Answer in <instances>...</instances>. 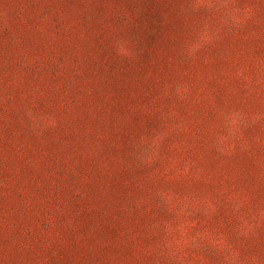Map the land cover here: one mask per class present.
Returning <instances> with one entry per match:
<instances>
[{
  "label": "rangeland",
  "instance_id": "obj_1",
  "mask_svg": "<svg viewBox=\"0 0 264 264\" xmlns=\"http://www.w3.org/2000/svg\"><path fill=\"white\" fill-rule=\"evenodd\" d=\"M0 264H264V0H0Z\"/></svg>",
  "mask_w": 264,
  "mask_h": 264
}]
</instances>
